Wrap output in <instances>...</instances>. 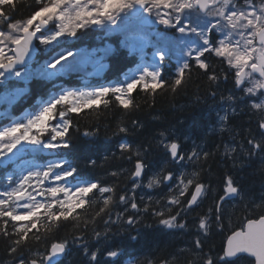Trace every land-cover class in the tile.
I'll use <instances>...</instances> for the list:
<instances>
[{
  "label": "snow or ice",
  "instance_id": "6c2138e0",
  "mask_svg": "<svg viewBox=\"0 0 264 264\" xmlns=\"http://www.w3.org/2000/svg\"><path fill=\"white\" fill-rule=\"evenodd\" d=\"M35 3L38 7L33 8L26 19L17 20L16 0H0V78H3L0 79V86H3L0 107L6 111L25 91L23 87H7L8 79L15 77L26 85L36 76L42 80L69 72L96 76L107 67L106 57L116 52V47L104 43L91 52L86 51L67 67L53 59L33 73L29 68L31 57L24 63L20 61L30 41L46 42V31L59 29L55 35H60L65 30L75 32L88 25H102L104 33L118 34L119 47L126 49L129 56H137L139 62L133 74L116 85L101 84L91 91L54 85L57 91L28 114L26 123L13 121L0 131V167L15 165L11 172L5 173L6 182L0 183V238L6 242L10 257L5 264H57L67 250L68 240L47 245L63 222H72L85 232L90 223L102 220L103 232L93 229L98 242L107 239L110 225L120 222L135 225L140 214L150 210L165 228L186 230L187 224L182 217L199 208L212 191L210 185L203 183L199 171H184L188 164L202 158L206 161L210 153L197 145L191 152H184L178 138L161 131L157 147L162 148L165 163L174 167L154 172L146 184L143 178L147 170L144 162L147 150L142 153L126 140L116 145L121 158L127 156L129 162L132 157L136 158L131 171L132 187H126L117 201L113 186L93 182L91 177L83 178L79 165L65 158L62 150L71 146L72 114L79 115L85 109L111 108L113 103L129 110L135 106L131 95L134 90L176 92L195 68L203 72L210 85L219 87L222 80L232 79L233 88L227 97H221V101H227L233 112L237 103H244L256 117L255 129L247 131V139L240 143L239 150L246 152L248 157L264 153V0H35ZM60 43L58 41L57 45ZM33 48L39 45L34 43ZM149 48L152 49L150 58L146 51ZM53 50H42V55H50ZM173 59L174 75L165 79L163 68ZM214 62L221 66L220 72ZM89 67L91 73L86 71ZM237 92L241 95L237 96ZM211 95L215 97L216 92L212 91ZM219 120L223 130L228 120L227 110ZM132 123L139 125L135 120ZM128 131L127 127H118L119 133L127 134ZM84 135L94 133L86 131ZM237 151L236 146L224 145V153L228 156ZM112 155L115 158L116 152ZM95 165L96 161L90 159L88 166ZM120 174L110 173L113 177ZM161 185L168 188L166 202L156 199L157 207L153 208V197L143 189ZM223 185L222 194L216 193L218 199L214 198L207 212L195 218L198 222L193 233L194 247L189 251L195 253L198 262L192 264H264V201L257 205L258 213L251 209L252 215L246 217V222L230 227L226 233L225 202L237 198L246 204L248 201L231 175L225 176ZM96 208L98 211L90 215L88 210ZM117 208L123 210L116 211L113 219V210ZM81 223L85 229H79ZM213 224L217 234L223 237L216 254L211 249L207 253L203 251L204 238L213 230ZM130 238L138 239L137 236ZM78 242L89 257V264H101L100 250L90 251L85 235L73 238L72 243ZM41 245L45 246L43 250ZM121 255L119 251L108 250V264H116ZM172 257L160 264H175L176 254Z\"/></svg>",
  "mask_w": 264,
  "mask_h": 264
},
{
  "label": "trees",
  "instance_id": "16d2710c",
  "mask_svg": "<svg viewBox=\"0 0 264 264\" xmlns=\"http://www.w3.org/2000/svg\"><path fill=\"white\" fill-rule=\"evenodd\" d=\"M16 6L17 20L26 19L33 8L38 7L35 0H16ZM101 35L102 33L95 32L91 28L77 29L69 44L63 49L75 51L80 48H93L101 44L100 41L104 39H100ZM118 39V35L109 36L107 39L111 41L113 47H116V52L106 57L107 67L103 72L104 79L115 83L121 81L129 71L134 70L139 62L137 56H129L126 49L119 47ZM174 64V61L165 64L162 72L165 79L174 75ZM214 67L220 72L221 66L218 63L214 62ZM69 83L76 85L79 81L73 78ZM50 88L51 85L46 82L32 80L29 84L30 94L24 96L15 110L22 105L23 108L30 106V102L35 99L32 97H44ZM232 88L231 78L228 81L222 80L217 87L215 84L210 85L203 72L194 68L190 78L186 77V83L176 92L169 89L157 90L155 93L134 90L131 95L135 106L130 107L129 110L113 103L111 108L85 109L79 115L72 114L74 123L71 146L62 150L65 158L79 165L83 178L91 177L93 182L100 181L103 182V186H113L117 201L119 195L124 194L123 190L126 187L128 189L132 187L131 171L134 170L136 158L132 157L131 162L127 156L121 158L116 145L121 140H126L134 149L139 148L142 153L147 150L144 156L147 170L143 178V183L146 184L147 178L154 172H159L161 168L174 167L172 164L165 163L162 148L157 147L158 133L161 131H166L167 134L178 138L184 152H191L193 146L197 145L203 151L210 153L206 161L202 158L199 162L188 164L184 171L187 173L199 171L203 183L210 185L212 191L207 194L199 208L189 212L186 217H182L187 224L186 230L165 228L158 223V218L152 215L151 210L146 214L141 213L139 222L135 225L128 226L123 222L110 225L107 239L99 242L94 238L93 229L103 232L102 220L97 224L90 223L85 232L78 230L72 222H63L47 245L50 247L51 242L68 240L66 254L57 264H89V257L78 246L79 242L72 243L74 237L81 235L86 236L90 251L100 250L101 264H108L106 256L108 250L122 253L116 264H122L127 259L132 261L131 264H135L136 261L140 264H149V261L152 264H160L162 260L172 259V254H176L177 257L175 264L198 262L195 253L189 251L194 247L193 233L196 231L195 223L198 222L195 218L200 213L207 212L214 198L218 199L217 192L222 194L223 180L226 175L234 178L246 193L248 201L246 204L237 198L225 202L223 214L226 233L230 227H239L241 223L246 222V217L252 215L251 209L259 212L257 205H261L264 201V159H262L264 153L248 157L246 152L239 150L240 143L247 139V131L255 129L256 117L244 103H237L236 111L233 112L227 101H221V97H227ZM212 91L216 92L215 97L211 95ZM236 95L241 94L237 92ZM225 110H227L228 120L224 122L223 130H221L219 117L225 115ZM134 120L143 127L134 126L132 123ZM121 126L129 129L127 134L118 132V127ZM86 131H91L94 135L85 136ZM225 144L236 146L238 151L231 156L226 155ZM113 152H116L115 158H113ZM105 156L108 157L107 160L104 159ZM90 159L96 161L94 167L88 166ZM113 171L121 174L113 177L110 175ZM5 172L0 168V183ZM143 191L153 197V208L157 207L154 203L156 199L166 202L168 188L163 185L159 188H145ZM146 200L147 196H145ZM122 210V208L114 209L112 218L115 219L116 211ZM95 211H98V208L88 210L90 215H94ZM104 219L107 217L105 216ZM79 229H85V225L81 223ZM131 236H137L138 239L133 241ZM222 239V235L217 234L213 224V230L204 238L203 251L207 253L211 249L212 253L216 254ZM44 247L41 245V250ZM181 249L186 251L181 252ZM9 259L6 242L0 238V264H5Z\"/></svg>",
  "mask_w": 264,
  "mask_h": 264
},
{
  "label": "rangeland",
  "instance_id": "374dc122",
  "mask_svg": "<svg viewBox=\"0 0 264 264\" xmlns=\"http://www.w3.org/2000/svg\"><path fill=\"white\" fill-rule=\"evenodd\" d=\"M113 27H114V25H113ZM85 28H91L95 32H102V35H101L100 39L101 38L102 39L104 38V39L102 41H100L101 44H99L98 46H95L93 48H80V49H76L75 51H69L68 49H65V48L63 49V47L65 45L69 44L70 40L75 35V32H69V31L65 30L60 35H55V32L59 31V29H55L53 31H46L45 32L46 42L42 43V42H40V40H38V39L36 40L38 45L40 46L41 52H42V50L47 52L50 48H54V50H56V49H58V50L57 51L53 50L54 52L51 51L50 55H42V53H41V55H42L41 58H38L35 62H32V64L29 66V68L32 70V72L33 73L38 72L41 67L46 66L53 59L58 60L59 64H63V65H65L67 67V66L75 63L78 59H80L81 55L83 53H85L86 51L87 52H91V51H93L94 48L102 46V44H104V43L111 44V41L107 40L109 38V36L111 37L112 35H118L116 33H104L103 29H101L102 25H88ZM160 28H162V26H157V29H160ZM149 30H151V28H149ZM119 39H120V37H119ZM58 41L61 42L59 46L57 45ZM5 51L7 53V49ZM146 51L148 53V57L150 58L152 49L149 48ZM61 57H63V59H61ZM173 61L175 63L174 59H173ZM104 63H105V61H104ZM57 66H59V65H57ZM21 70H23V69H21ZM103 70L99 73V75L103 72ZM0 71H2V70H0ZM86 71L88 73H91L92 72V68L89 67V68H87ZM74 73H77V72H69V73L63 74L61 76L53 77L51 80H48V79H44V80L57 82L56 84H58V82L61 79L67 78L69 75L74 74ZM132 74H133V72L131 71L127 76H125V78H123V80H125L128 76H130ZM99 75L86 76L84 73H77L76 77L79 76V78H81V82H82V83H79V85L80 86L81 85L84 86V87H79L77 89L83 90V91H91V90H93L94 85H89V84H92L91 82L94 81V80H92V78H96ZM36 78H41V77L40 76H36ZM0 79H3V78H0ZM104 80H106V79H104ZM105 82L106 81H104V83ZM13 83L21 84V86L10 87ZM103 85L105 86V84H103ZM6 86L9 87V88H16V87L25 88V91L18 98L17 102L19 101L20 98L25 96L24 94L27 91V88H26L25 84L22 81H19L15 77H12L11 79H8L6 81ZM95 86H97V85H95ZM2 90H3V87L1 86L0 91H2ZM8 111H10V110L6 111L5 108L0 107V131H3V127L10 126L13 121H23V122L26 123L28 114L32 112L31 110H26L23 113H21L20 115L8 117L7 116V112ZM27 159H30V158L28 157ZM14 167H15V165H12V170H13ZM12 170H10V172ZM125 264H129V262H126Z\"/></svg>",
  "mask_w": 264,
  "mask_h": 264
},
{
  "label": "water",
  "instance_id": "95a60500",
  "mask_svg": "<svg viewBox=\"0 0 264 264\" xmlns=\"http://www.w3.org/2000/svg\"><path fill=\"white\" fill-rule=\"evenodd\" d=\"M33 44H34V41L29 42V45L26 47L24 57L21 59L20 63H24L25 61H29V57H31V60L34 59L37 49L33 48ZM64 254L62 255V257H60L58 259V261H60L63 258Z\"/></svg>",
  "mask_w": 264,
  "mask_h": 264
},
{
  "label": "bare ground",
  "instance_id": "6f19581e",
  "mask_svg": "<svg viewBox=\"0 0 264 264\" xmlns=\"http://www.w3.org/2000/svg\"><path fill=\"white\" fill-rule=\"evenodd\" d=\"M60 83L56 84V85H59Z\"/></svg>",
  "mask_w": 264,
  "mask_h": 264
}]
</instances>
